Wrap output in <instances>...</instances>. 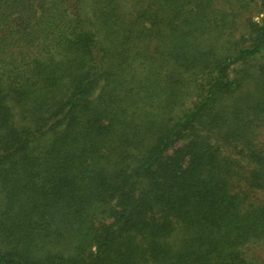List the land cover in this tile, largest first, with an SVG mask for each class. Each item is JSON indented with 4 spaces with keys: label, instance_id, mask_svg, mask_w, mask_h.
<instances>
[{
    "label": "trees",
    "instance_id": "1",
    "mask_svg": "<svg viewBox=\"0 0 264 264\" xmlns=\"http://www.w3.org/2000/svg\"><path fill=\"white\" fill-rule=\"evenodd\" d=\"M263 253L264 0H0V264Z\"/></svg>",
    "mask_w": 264,
    "mask_h": 264
},
{
    "label": "rangeland",
    "instance_id": "2",
    "mask_svg": "<svg viewBox=\"0 0 264 264\" xmlns=\"http://www.w3.org/2000/svg\"><path fill=\"white\" fill-rule=\"evenodd\" d=\"M264 254V253H263ZM263 254L260 255L261 258H264V256H262Z\"/></svg>",
    "mask_w": 264,
    "mask_h": 264
}]
</instances>
